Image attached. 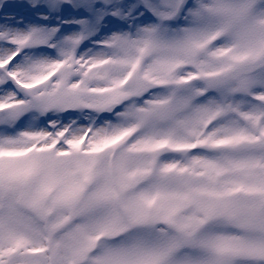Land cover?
<instances>
[{
  "label": "snow or ice",
  "instance_id": "obj_1",
  "mask_svg": "<svg viewBox=\"0 0 264 264\" xmlns=\"http://www.w3.org/2000/svg\"><path fill=\"white\" fill-rule=\"evenodd\" d=\"M0 264H264V0H0Z\"/></svg>",
  "mask_w": 264,
  "mask_h": 264
}]
</instances>
